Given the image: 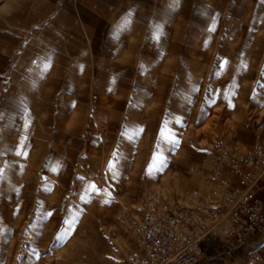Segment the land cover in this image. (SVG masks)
<instances>
[{"label": "rangeland", "instance_id": "obj_1", "mask_svg": "<svg viewBox=\"0 0 264 264\" xmlns=\"http://www.w3.org/2000/svg\"><path fill=\"white\" fill-rule=\"evenodd\" d=\"M224 189L264 220V0H0V264H131L150 203ZM222 236L264 258V227Z\"/></svg>", "mask_w": 264, "mask_h": 264}, {"label": "built area", "instance_id": "obj_2", "mask_svg": "<svg viewBox=\"0 0 264 264\" xmlns=\"http://www.w3.org/2000/svg\"><path fill=\"white\" fill-rule=\"evenodd\" d=\"M219 159L237 172L253 161V155L221 147ZM214 176L221 179L223 171L216 170ZM250 192L224 189L211 202L184 207L150 203L142 219L132 222L142 252L133 257L131 264H198L200 247L219 232L224 238L234 236L243 243L245 235L264 227L262 202ZM225 225L230 227V234L222 231ZM247 264H264V258L252 251Z\"/></svg>", "mask_w": 264, "mask_h": 264}, {"label": "snow or ice", "instance_id": "obj_3", "mask_svg": "<svg viewBox=\"0 0 264 264\" xmlns=\"http://www.w3.org/2000/svg\"><path fill=\"white\" fill-rule=\"evenodd\" d=\"M47 67H48V65H45V68H47ZM161 137H162V139L167 140L168 142L172 143L174 146L178 144V141L175 140L174 136H172L171 134H166L164 129L161 130ZM164 166H166V161L163 158V156L155 155L153 157L152 164L149 166L148 171L151 174L153 171L162 170V168ZM109 168H110V170H112L115 168V165L110 162ZM115 175H116V172H113V176H115ZM91 187L93 190H95V186H91ZM105 202H107V201H105ZM75 223H76L75 217H73L71 220L65 221V224H67L68 227L66 229H64V235H67L72 231V229L75 226ZM56 239H57V241L63 240V235H58L56 237Z\"/></svg>", "mask_w": 264, "mask_h": 264}, {"label": "crops", "instance_id": "obj_4", "mask_svg": "<svg viewBox=\"0 0 264 264\" xmlns=\"http://www.w3.org/2000/svg\"><path fill=\"white\" fill-rule=\"evenodd\" d=\"M84 22H82L83 24ZM225 246L223 247L222 250H225V252L222 251V253L219 254H210V250L207 251V248H211L208 246V244H203L200 247L201 254L203 255L202 258V264H234L236 260L241 259L240 253L238 251H234V248H230V246ZM234 251V252H233ZM221 259H218L220 258Z\"/></svg>", "mask_w": 264, "mask_h": 264}, {"label": "bare ground", "instance_id": "obj_5", "mask_svg": "<svg viewBox=\"0 0 264 264\" xmlns=\"http://www.w3.org/2000/svg\"><path fill=\"white\" fill-rule=\"evenodd\" d=\"M105 258V257H104ZM123 262V261H122Z\"/></svg>", "mask_w": 264, "mask_h": 264}]
</instances>
